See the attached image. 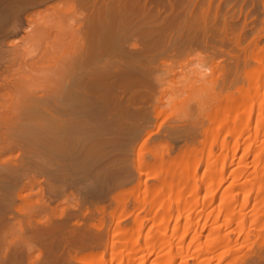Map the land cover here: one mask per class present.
<instances>
[{"label":"bare ground","instance_id":"1","mask_svg":"<svg viewBox=\"0 0 264 264\" xmlns=\"http://www.w3.org/2000/svg\"><path fill=\"white\" fill-rule=\"evenodd\" d=\"M0 264H264V0H0Z\"/></svg>","mask_w":264,"mask_h":264}]
</instances>
